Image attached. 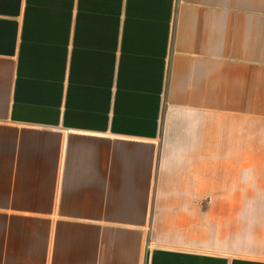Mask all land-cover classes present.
<instances>
[{"label": "crops", "instance_id": "obj_1", "mask_svg": "<svg viewBox=\"0 0 264 264\" xmlns=\"http://www.w3.org/2000/svg\"><path fill=\"white\" fill-rule=\"evenodd\" d=\"M252 202L264 0H0V264H264Z\"/></svg>", "mask_w": 264, "mask_h": 264}, {"label": "rangeland", "instance_id": "obj_2", "mask_svg": "<svg viewBox=\"0 0 264 264\" xmlns=\"http://www.w3.org/2000/svg\"><path fill=\"white\" fill-rule=\"evenodd\" d=\"M248 210L250 211L252 216L251 217L252 225H256L260 230H262V228L264 229V203L252 202L250 203Z\"/></svg>", "mask_w": 264, "mask_h": 264}]
</instances>
